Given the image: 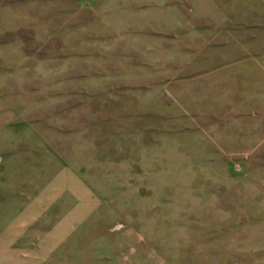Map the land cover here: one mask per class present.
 <instances>
[{
  "label": "rangeland",
  "instance_id": "obj_1",
  "mask_svg": "<svg viewBox=\"0 0 264 264\" xmlns=\"http://www.w3.org/2000/svg\"><path fill=\"white\" fill-rule=\"evenodd\" d=\"M0 264H264V0H0Z\"/></svg>",
  "mask_w": 264,
  "mask_h": 264
}]
</instances>
